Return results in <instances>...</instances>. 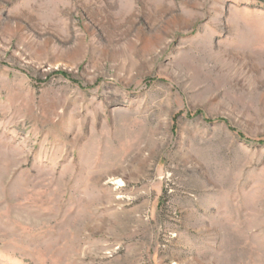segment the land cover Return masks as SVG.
<instances>
[{"label":"rangeland","instance_id":"374dc122","mask_svg":"<svg viewBox=\"0 0 264 264\" xmlns=\"http://www.w3.org/2000/svg\"><path fill=\"white\" fill-rule=\"evenodd\" d=\"M0 264H264V0H0Z\"/></svg>","mask_w":264,"mask_h":264}]
</instances>
